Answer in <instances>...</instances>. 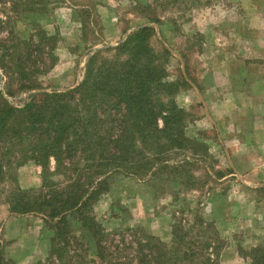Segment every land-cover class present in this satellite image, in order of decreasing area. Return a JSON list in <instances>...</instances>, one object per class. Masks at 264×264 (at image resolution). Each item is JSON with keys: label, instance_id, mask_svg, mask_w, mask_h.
<instances>
[{"label": "rangeland", "instance_id": "1", "mask_svg": "<svg viewBox=\"0 0 264 264\" xmlns=\"http://www.w3.org/2000/svg\"><path fill=\"white\" fill-rule=\"evenodd\" d=\"M16 1L0 0V18L9 21L0 38L12 30L28 39L43 29L56 37L57 60L38 76L37 89L23 93L11 84L14 93L4 95L12 105L30 94L76 87L92 54L108 56L130 33L149 26L155 30L152 45L171 54L168 79L178 80L172 98L187 113L186 134L208 147L209 158L194 170L205 184L171 194L159 183L115 175L91 202L95 218L110 230L142 226L167 242L176 219L213 220L219 233L217 264H250V249L264 246V0H62L34 13L22 10L24 1L14 11ZM1 74L0 69L4 91ZM37 167H12L0 177V264H47L51 250L64 244L51 241L54 230L40 215L9 211L17 185L40 187ZM60 252L75 257L81 250L70 238Z\"/></svg>", "mask_w": 264, "mask_h": 264}, {"label": "trees", "instance_id": "2", "mask_svg": "<svg viewBox=\"0 0 264 264\" xmlns=\"http://www.w3.org/2000/svg\"><path fill=\"white\" fill-rule=\"evenodd\" d=\"M17 1L14 11L24 1L22 10L30 13L62 2ZM8 24L0 18V31ZM153 38V27L138 28L110 55L92 54L76 87L30 94L21 105H12L4 94L14 93V83L23 93L39 87L38 76L57 60L56 37L38 29L28 39L12 30L0 38V177L27 163L40 167V187L23 190L17 185L9 211L40 215L54 230L51 241L64 240L51 250L47 264H71L72 259L76 264H217L219 233L213 220L176 219L167 242L142 226L107 229L92 212L91 202L108 190L115 175L159 183L160 190L169 188L171 194L179 187L205 184L194 170L209 158L208 147L187 136V113L172 98L178 80L168 79L171 54L161 44L155 48ZM73 230L77 233L71 235ZM70 238L81 250L76 258L60 252ZM247 256L250 264H264V246L250 249Z\"/></svg>", "mask_w": 264, "mask_h": 264}, {"label": "crops", "instance_id": "3", "mask_svg": "<svg viewBox=\"0 0 264 264\" xmlns=\"http://www.w3.org/2000/svg\"><path fill=\"white\" fill-rule=\"evenodd\" d=\"M184 78H185V81H187V78H186V76H184ZM35 167H37V165H35ZM38 168V167H37ZM11 214H15V215H18V216H22V214H16V213H12V212H10ZM9 212H8V214H10ZM27 214V213H26Z\"/></svg>", "mask_w": 264, "mask_h": 264}]
</instances>
